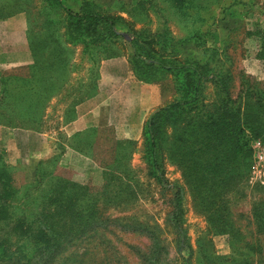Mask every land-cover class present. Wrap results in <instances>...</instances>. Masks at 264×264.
<instances>
[{"label":"rangeland","instance_id":"rangeland-1","mask_svg":"<svg viewBox=\"0 0 264 264\" xmlns=\"http://www.w3.org/2000/svg\"><path fill=\"white\" fill-rule=\"evenodd\" d=\"M100 2L104 11L125 20L117 26L123 36L106 45L118 56L104 60L103 50L86 51L83 42L68 43L66 14L52 0H0V21L12 24V29L10 23L9 28L0 24V96L7 90L9 103L0 102V154L13 168L17 185L34 186L39 180V188L29 192L31 201H42V188L49 189L54 177H62L88 194L87 201L98 205L103 222L53 255L11 235L9 241H19L18 254L25 258L17 264H264V236L257 234L254 218V207L264 198V163L257 159L264 142L251 140L248 175L228 193L233 233H212L182 168L168 158V151L161 168L170 188L152 174L146 158L148 120L179 95V72L141 74L131 46L136 41L139 53L150 62L208 61L211 74H230L234 97L245 85L264 89V0ZM197 33L201 38L183 42ZM52 35L63 46L61 63L51 56L42 62V43H49ZM120 57L129 63L133 84L144 88L135 97L127 123H104L68 136L62 127L76 119L81 103L97 95L102 63ZM42 72L49 79L53 76L52 84L48 78L42 81ZM204 95L210 103L217 100L212 83L205 85ZM121 108L119 104L120 113ZM3 109L19 111L18 119L11 115L15 124L6 123ZM22 121L32 126L18 125ZM173 135L170 129L171 142ZM103 166L127 173L122 181L110 183L109 192ZM179 185L184 188L182 235L172 222L174 186ZM14 210L19 215L22 208ZM0 236L8 235L2 231ZM246 242L262 250L253 251Z\"/></svg>","mask_w":264,"mask_h":264},{"label":"trees","instance_id":"trees-1","mask_svg":"<svg viewBox=\"0 0 264 264\" xmlns=\"http://www.w3.org/2000/svg\"><path fill=\"white\" fill-rule=\"evenodd\" d=\"M52 1L66 14L68 43L83 42L86 51L94 49L99 53L103 50L105 56L102 60L113 55L107 46L123 36L117 28L119 23L125 22L122 16L109 14L93 0H82L78 10L67 7L62 0ZM51 37L53 39L49 43H42V62L51 56L61 63L63 46L54 35ZM199 38L201 34L197 33L183 42ZM262 39L264 44V37ZM29 44L33 45L31 39ZM131 46L141 74L150 75L152 71L160 69L177 71L178 81L180 78L179 95L172 103L154 112L147 123L146 158L153 169L152 174L166 188H170L161 168L168 151V158L182 168L212 233L232 234L228 193L241 185L248 175L253 154L251 140L264 142V89L245 85L234 97L230 74H211L208 61L192 59L182 65H173L172 61L163 58L150 62L149 58L139 53L140 46L136 41H132ZM262 48L264 54V45ZM51 63L49 59L48 64ZM45 78L48 77L42 72V81ZM52 79L53 76L47 79L50 84ZM208 83L216 88L215 102H208L204 95ZM6 91L0 96L2 104H9L5 101L8 98ZM3 111L4 116L9 117L5 119L6 123L15 124L14 120L19 115L16 112L19 111ZM32 113L40 119V111ZM18 125L31 127L32 123ZM170 129L174 132L172 142L169 140ZM79 136L82 134L76 137ZM74 148L79 152L84 151L79 146ZM103 167L107 170L104 172L105 192H109L110 183L122 181L127 173L121 168ZM57 178L54 177L49 189L42 188V201H31L29 192L39 188V180L34 186L17 185L13 168L5 163L0 154V234L4 231L8 235L0 236V264H17L25 260L18 254L19 241L17 244L9 241L11 235L24 237L53 255L66 242L103 223L98 205L87 201L88 194L79 185L62 177ZM174 187L176 208L172 222L178 234L182 235L184 188L180 185ZM17 208H22L19 215L14 210ZM254 218L257 234L264 236V198L255 205ZM14 245L16 249L11 251L10 247ZM246 247L253 251L262 250L260 245L253 246L249 242H246Z\"/></svg>","mask_w":264,"mask_h":264},{"label":"crops","instance_id":"crops-1","mask_svg":"<svg viewBox=\"0 0 264 264\" xmlns=\"http://www.w3.org/2000/svg\"><path fill=\"white\" fill-rule=\"evenodd\" d=\"M62 1L73 10H78L82 2V0ZM96 1L102 3L101 0ZM1 23L8 28L10 23L12 29L9 19L0 21ZM99 73L97 95L81 103L77 107L76 119L62 127L68 136L83 132L91 126L99 127L104 123L116 124L122 120H126L127 123L133 104L137 100L135 97L144 89L133 84L129 63L124 57L104 61ZM119 104L125 107L124 110L121 108L122 113L118 109Z\"/></svg>","mask_w":264,"mask_h":264},{"label":"built area","instance_id":"built-area-1","mask_svg":"<svg viewBox=\"0 0 264 264\" xmlns=\"http://www.w3.org/2000/svg\"><path fill=\"white\" fill-rule=\"evenodd\" d=\"M257 159L259 160V163H264V149L259 153Z\"/></svg>","mask_w":264,"mask_h":264}]
</instances>
